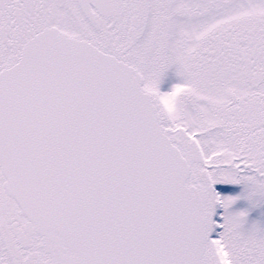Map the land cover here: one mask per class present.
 <instances>
[{
    "label": "snow or ice",
    "instance_id": "snow-or-ice-1",
    "mask_svg": "<svg viewBox=\"0 0 264 264\" xmlns=\"http://www.w3.org/2000/svg\"><path fill=\"white\" fill-rule=\"evenodd\" d=\"M262 206L264 0H0V264H264Z\"/></svg>",
    "mask_w": 264,
    "mask_h": 264
},
{
    "label": "rangeland",
    "instance_id": "rangeland-1",
    "mask_svg": "<svg viewBox=\"0 0 264 264\" xmlns=\"http://www.w3.org/2000/svg\"><path fill=\"white\" fill-rule=\"evenodd\" d=\"M232 188H234L236 191H239V186L238 185H233V186H230ZM225 194H235L234 192L233 193H225ZM246 202L245 201H242V200H238L234 203L233 207L234 209H240V208H243V207H246ZM261 216H264V206L260 207V208H255V209H252L250 212H249V217L250 218H253V219H256V218H260Z\"/></svg>",
    "mask_w": 264,
    "mask_h": 264
}]
</instances>
